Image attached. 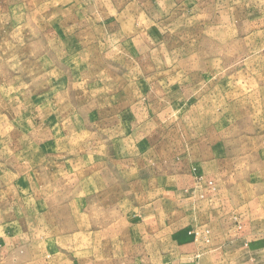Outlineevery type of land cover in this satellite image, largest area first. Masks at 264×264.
I'll return each mask as SVG.
<instances>
[{"label":"rangeland","instance_id":"374dc122","mask_svg":"<svg viewBox=\"0 0 264 264\" xmlns=\"http://www.w3.org/2000/svg\"><path fill=\"white\" fill-rule=\"evenodd\" d=\"M259 220L264 0H0V264H264Z\"/></svg>","mask_w":264,"mask_h":264},{"label":"crops","instance_id":"0c3cea01","mask_svg":"<svg viewBox=\"0 0 264 264\" xmlns=\"http://www.w3.org/2000/svg\"><path fill=\"white\" fill-rule=\"evenodd\" d=\"M229 213H230V212H225V214H222V215H226L225 217H227V218L224 217L225 219L220 218V219H216V221H214V220H213V221L216 222V224H219V225L221 226V225H223V223H224L225 220H226V224H225V225H227V224H229V222L231 221V220L229 219V217H230V216H229ZM235 213L239 214L238 216H239V218H241V214L244 213V212H243V208L241 207V208H239V209H236ZM211 221H212V220H211ZM211 221H209V223H210ZM259 221H262V220H259ZM222 222H223V223H222ZM242 222H244V223L246 222V221H245V218H244V221L242 220ZM248 222H249V225L252 224L250 218H249V221H248ZM248 222H246V223H248ZM261 223H263V227H264V220H263L262 222H259V226L261 225ZM230 224H231V222H230ZM257 224H258V223H257ZM228 226H229V225H228ZM230 227H231V226H230ZM232 231L234 232L235 230H232V229L229 230L230 233H232ZM256 236H257V235H256ZM226 237H227V236H225L224 239H225ZM235 246H236V245H235ZM263 257H264V255H263Z\"/></svg>","mask_w":264,"mask_h":264}]
</instances>
